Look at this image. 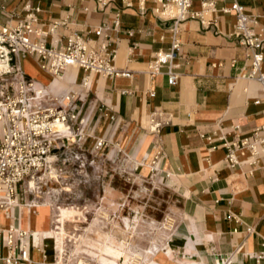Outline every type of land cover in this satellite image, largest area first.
<instances>
[{"label":"crops","instance_id":"0c3cea01","mask_svg":"<svg viewBox=\"0 0 264 264\" xmlns=\"http://www.w3.org/2000/svg\"><path fill=\"white\" fill-rule=\"evenodd\" d=\"M128 1L130 6L112 0L101 7L96 0H0V24L15 26L32 14L33 25L45 33V43L57 48L71 31L98 46L103 37L96 38L93 31L102 24L108 27L104 40L116 49L114 65L122 75L86 74L75 66L53 75L31 55L21 56L20 67L50 95L76 94L73 103L84 119L85 147L103 139L102 150L135 160L145 174L153 166V176L180 197L181 207L166 240L142 249V264H264V258H256L264 254V154L257 164L229 167L217 138L223 132L231 139L234 125L248 135L264 118V102L256 103L261 97L258 82L238 74L245 50L230 34L234 14L220 10L230 0H215L214 24L208 28L198 20L180 25L174 85L168 84L165 67L154 77L147 69L154 53L169 47L172 21L155 12L159 5L153 0L141 5L139 0ZM200 2L192 0V9L199 10ZM238 2L264 29V0ZM53 22L59 24L51 32ZM231 58H238L236 69L230 67ZM151 118L160 122L156 131L149 129ZM207 135L213 142L204 138ZM31 198L19 191L15 206L7 212L0 209V264L9 251L5 237L10 228L13 245L21 242L28 250V260L18 264H74L57 261L51 201L30 203ZM22 231L25 235L19 237ZM108 249L121 255H96V264H119L121 258L126 264L129 249L124 241L110 243ZM81 259L80 263L92 264Z\"/></svg>","mask_w":264,"mask_h":264},{"label":"built area","instance_id":"2783aa9c","mask_svg":"<svg viewBox=\"0 0 264 264\" xmlns=\"http://www.w3.org/2000/svg\"><path fill=\"white\" fill-rule=\"evenodd\" d=\"M110 1L96 0L101 7ZM139 1L141 5L143 0ZM153 1L159 5L155 12L163 19L172 21V38L166 50L154 53L147 65L148 73L154 77L165 67L167 82L174 85L178 79L176 60L182 45L180 25L187 20H198L204 28H208L214 24L212 14L217 10V5L215 0H201L200 9L194 10L192 0ZM123 3L131 5L128 0H123ZM138 10L144 12L140 6ZM220 10L234 14L235 22L230 34L245 50L238 74L241 78L258 82L261 97L256 103L264 102V29L258 27L257 17L246 13L238 0H230L229 5H223ZM33 22L34 17L29 14L28 19L15 26L0 24V209L5 212L16 205L19 191L31 195L30 203L45 198L50 200L51 195L57 193L58 188L54 186L60 185L59 179L68 178V159L77 163L73 170H82L85 151L98 150L104 145L103 139H97L91 148L84 146V119L80 118V109L73 103L76 94L54 96L46 91L38 92L39 83L27 77L20 67L21 56L35 57L39 66L53 75L61 74L69 66L78 67L86 74L95 72L110 77L124 74L114 65L116 49L104 40V32L108 29L105 24L93 31L96 38L103 37L98 46L91 45L88 38L71 31L66 35L64 44L57 48L53 43H45V33ZM58 24L53 22L49 30L54 32ZM118 24L119 21L115 19L114 26ZM128 35L131 36L132 32L129 31ZM237 62L238 58H231L230 67L236 69ZM59 126H63V129ZM159 126L160 122L150 119V131H156ZM230 133L231 139L223 132L217 136L225 149L224 161L227 166L259 163L264 154V118L248 135L241 133L239 125H234ZM204 138L213 142L212 135ZM64 154H68V157H64ZM31 181L35 187L30 186ZM13 232L11 228L6 230L9 251L3 258L4 264L28 260L27 248L21 242L13 245ZM2 233L0 230V235ZM24 235L25 232H18L19 237ZM256 258L257 261L263 259L264 254L261 252ZM223 264H229V261H223Z\"/></svg>","mask_w":264,"mask_h":264},{"label":"rangeland","instance_id":"374dc122","mask_svg":"<svg viewBox=\"0 0 264 264\" xmlns=\"http://www.w3.org/2000/svg\"><path fill=\"white\" fill-rule=\"evenodd\" d=\"M85 153L82 170H73L77 163L68 159V178L53 185L58 190L50 197L53 208L81 212L65 220L63 247L69 258L65 255L64 261L76 264L83 257L96 264V255H121L108 253V245L124 241L129 249L125 263L142 264V249L166 240L181 207L180 197L153 176L154 169L145 174L122 153L101 148Z\"/></svg>","mask_w":264,"mask_h":264},{"label":"bare ground","instance_id":"6f19581e","mask_svg":"<svg viewBox=\"0 0 264 264\" xmlns=\"http://www.w3.org/2000/svg\"><path fill=\"white\" fill-rule=\"evenodd\" d=\"M38 92H43L42 89H38ZM30 186L35 187L34 182H30ZM54 210V216H53V221H52V233H53V238H54V246L56 250V258L58 263H61L62 261L65 260V255L67 258L68 255L65 253L64 249V239H65V220L73 217L75 214H81L80 211L75 210L73 207H61L57 206L53 208ZM77 264H83L80 263V261L76 262ZM119 264H123V261H120Z\"/></svg>","mask_w":264,"mask_h":264}]
</instances>
